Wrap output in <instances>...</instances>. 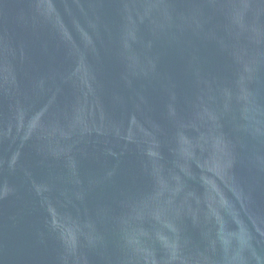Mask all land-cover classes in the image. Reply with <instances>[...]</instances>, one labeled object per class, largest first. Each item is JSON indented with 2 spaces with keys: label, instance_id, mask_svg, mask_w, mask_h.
<instances>
[{
  "label": "water",
  "instance_id": "1",
  "mask_svg": "<svg viewBox=\"0 0 264 264\" xmlns=\"http://www.w3.org/2000/svg\"><path fill=\"white\" fill-rule=\"evenodd\" d=\"M0 264H264V0H0Z\"/></svg>",
  "mask_w": 264,
  "mask_h": 264
}]
</instances>
